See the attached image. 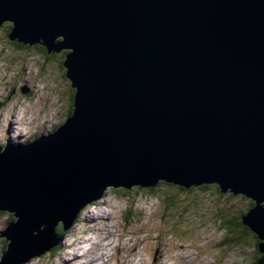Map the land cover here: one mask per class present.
<instances>
[{"label":"water","instance_id":"95a60500","mask_svg":"<svg viewBox=\"0 0 264 264\" xmlns=\"http://www.w3.org/2000/svg\"><path fill=\"white\" fill-rule=\"evenodd\" d=\"M5 23L10 41L71 50L75 92L54 132L0 148V212L15 218L0 264L58 245L107 187L244 195L264 242V0H0Z\"/></svg>","mask_w":264,"mask_h":264},{"label":"rangeland","instance_id":"374dc122","mask_svg":"<svg viewBox=\"0 0 264 264\" xmlns=\"http://www.w3.org/2000/svg\"><path fill=\"white\" fill-rule=\"evenodd\" d=\"M10 43L7 31L1 29L2 148L7 143L27 146L39 135L48 136L69 118L72 103L70 82L59 66L64 50L57 54L59 58L48 59L35 46L18 49ZM121 190L107 187L98 201L84 206L62 235L58 252H43L23 264H65V259L69 264H92V260H96L93 264H252L256 253V258L262 257L251 233L246 243L233 241L234 233L239 236L233 224L250 206L244 195L220 194L214 186L203 193L194 188L195 194H187L168 184L154 193ZM90 218L95 222L99 218V224L90 223ZM14 220L10 213H0V235ZM107 226V232L99 230ZM88 244L96 245L94 254H89L93 246ZM7 245L0 238V260Z\"/></svg>","mask_w":264,"mask_h":264},{"label":"trees","instance_id":"16d2710c","mask_svg":"<svg viewBox=\"0 0 264 264\" xmlns=\"http://www.w3.org/2000/svg\"><path fill=\"white\" fill-rule=\"evenodd\" d=\"M9 24V25H8ZM5 26H3L2 28H0V30L2 29V30H5V31H7V39H8V36H9V34H10V32H11V30H12V24L11 23H5L4 24ZM9 33V34H8ZM9 42H11L10 43V45H13V46H15L16 48H18V49H26L27 47L26 46H24L22 43H19L17 40H14V41H10L9 40ZM34 48H36V49H38L42 54H44L45 56H46V58H52V57H56V58H59V57H57V54H53V55H51V54H48L47 53V50L43 47V46H41V45H36ZM63 53H64V55L63 56H61V58H59V59H61V63L59 64V66H60V68H61V70L62 71H64L63 69H62V67H63V62L66 60V55L67 54H69V51H63ZM64 68V67H63ZM64 77H65V75H64ZM66 78V77H65ZM72 92V91H71ZM74 92H75V90L73 89V94L71 95V104H70V107H69V115L70 114H72V112H73V99H74ZM164 184H160V185H158V186H156V187H154V188H152V189H142V188H136L138 191H141V190H146L147 192L149 191V193H154V192H156V189L159 187V186H163ZM169 186H171V185H169ZM215 188H217V190L219 189L217 186H214ZM194 188H196L199 192L201 191V193H203V191H206V190H208V188H213V186H200V187H191V188H189V189H180L181 191H186V192H188L187 194H195V191L193 190ZM126 193H129V192H126ZM251 202V201H250ZM253 204H251L250 206H249V208L245 211H243L242 213H241V217H240V219H237L238 220V224L237 223H235V224H233L232 223V221H230L233 225H235L234 226V228L235 229H237V230H239V236L237 237V235L234 233L233 234V241H235V242H241V243H246L247 241H246V238L248 237L247 235H249L251 232H250V230L248 229V228H246V227H244L243 226V224H242V218H243V216H245L246 214H247V211L249 210V209H251L253 206H252ZM0 213H3V212H0ZM11 216H12V218L14 219V216L11 214ZM232 220H233V218H231ZM240 226H242L243 227V229L242 230H240L239 228H240ZM233 228V229H234ZM60 230V231H59ZM59 233L60 234H57L58 236H62V235H64V233L66 232L65 230H64V227L62 226V225H60L59 226ZM252 235H253V237H254V240L255 241H257L255 244L257 245V248H258V252L260 251V247H259V245H260V242L258 241V240H256L257 238H255L256 236L253 234V233H251ZM5 240V239H4ZM6 241V240H5ZM60 246L61 245H56V246H54L52 249H51V252H53L54 254L56 253V252H58L59 251V248H60ZM257 255H258V253H256ZM256 254H255V257H254V259H253V263L252 264H260V260L263 258V256H264V254H262L261 253V258H256ZM256 258V259H255Z\"/></svg>","mask_w":264,"mask_h":264},{"label":"bare ground","instance_id":"6f19581e","mask_svg":"<svg viewBox=\"0 0 264 264\" xmlns=\"http://www.w3.org/2000/svg\"><path fill=\"white\" fill-rule=\"evenodd\" d=\"M11 31H12V30H11ZM70 51H71V50H70ZM7 125H8V124H7ZM109 188H110V187H108V189H109ZM103 192H104V191H103ZM104 193H105V192H104ZM101 197H102V196H101ZM101 197H100V198H101ZM100 198H98V199H100ZM96 219H98V220H96V222H95V221H92L91 218H90L88 221H89L90 223H91V222L96 223V226H97V224H99V223H98V222H99V218H96ZM100 219H102L101 221H107V219H104V218H100ZM58 226H59V225H58ZM58 226H57V227H58ZM110 228H111V226H110ZM56 229H57V228H56ZM108 229H109V227L107 226V227H105L104 230H101V229H99V230L102 231V232L104 233V232H107ZM95 234H96V233H95ZM88 242H89V240H88ZM93 245H94V244H93ZM93 245H92V244H91V245L88 244V247H92ZM95 246H96V245H95ZM95 246H93V247L91 248L92 252H90L89 254H91V253L94 254V253H93V250H94V247H95ZM82 257H83V256H82ZM64 261L67 262V263H65V264H69V260L65 259ZM95 262H96V260H92V264L95 263ZM76 263H77V262H76ZM79 264H80V263H79ZM88 264H89V263H88Z\"/></svg>","mask_w":264,"mask_h":264},{"label":"flooded vegetation","instance_id":"af4514ba","mask_svg":"<svg viewBox=\"0 0 264 264\" xmlns=\"http://www.w3.org/2000/svg\"><path fill=\"white\" fill-rule=\"evenodd\" d=\"M71 101V100H70ZM69 107H70V104H69Z\"/></svg>","mask_w":264,"mask_h":264},{"label":"clouds","instance_id":"9594fccd","mask_svg":"<svg viewBox=\"0 0 264 264\" xmlns=\"http://www.w3.org/2000/svg\"><path fill=\"white\" fill-rule=\"evenodd\" d=\"M70 52V51H69Z\"/></svg>","mask_w":264,"mask_h":264}]
</instances>
